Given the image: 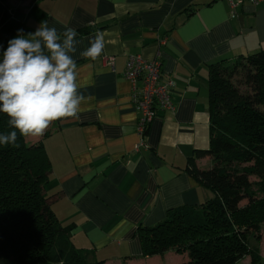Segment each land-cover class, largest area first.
<instances>
[{
    "label": "crops",
    "instance_id": "0c3cea01",
    "mask_svg": "<svg viewBox=\"0 0 264 264\" xmlns=\"http://www.w3.org/2000/svg\"><path fill=\"white\" fill-rule=\"evenodd\" d=\"M36 4L45 13L43 21L60 33L66 26L92 28L76 37L80 43L73 58L79 91L87 98L78 116L53 122L43 139L25 137L27 143L42 139L50 160L45 184L50 208L61 225L71 226L68 237L74 247L87 251L91 259L160 264L171 250L143 257L137 228L157 224L171 208L213 197L186 170L191 158L199 168L210 162L208 156H195L196 150L209 146L207 65L264 48V1L244 0L233 17L225 0ZM39 25L31 20L27 27L34 32ZM97 32L104 37L103 53L95 61L82 58L79 53ZM136 54L159 60L162 78L174 82V109L157 112L138 148V115L129 98L131 85L123 76L128 55ZM108 56L112 65L104 60ZM169 255L168 264L185 260L182 254Z\"/></svg>",
    "mask_w": 264,
    "mask_h": 264
},
{
    "label": "trees",
    "instance_id": "16d2710c",
    "mask_svg": "<svg viewBox=\"0 0 264 264\" xmlns=\"http://www.w3.org/2000/svg\"><path fill=\"white\" fill-rule=\"evenodd\" d=\"M9 1L0 0V58L18 30L31 33L27 21L41 23L45 16L38 0L26 11L10 10ZM91 31L90 26L77 30L80 35ZM207 68L209 146L195 156H208L210 165L199 168L191 158L186 170L214 197L171 208L153 226H138L141 253H186L180 264H240L245 257L248 264H264L259 247L264 227V48ZM8 119L0 113V133L11 130ZM42 139L27 143L18 135L19 147L0 145V264H103L74 247L68 237L71 226L61 225L50 208L45 184L51 163ZM249 177L255 180L247 181Z\"/></svg>",
    "mask_w": 264,
    "mask_h": 264
},
{
    "label": "clouds",
    "instance_id": "9594fccd",
    "mask_svg": "<svg viewBox=\"0 0 264 264\" xmlns=\"http://www.w3.org/2000/svg\"><path fill=\"white\" fill-rule=\"evenodd\" d=\"M75 28L66 26L60 33L42 21L34 32L23 30L8 41L0 58V113L7 115L8 132L0 133V145L19 147L18 135L41 137L50 125L75 118L86 97L79 91ZM105 48L97 32L89 39L82 58L95 61Z\"/></svg>",
    "mask_w": 264,
    "mask_h": 264
},
{
    "label": "built area",
    "instance_id": "2783aa9c",
    "mask_svg": "<svg viewBox=\"0 0 264 264\" xmlns=\"http://www.w3.org/2000/svg\"><path fill=\"white\" fill-rule=\"evenodd\" d=\"M230 8V15H237V8L244 0H225ZM257 4L264 0H248ZM105 62L112 65L113 57L104 58ZM123 76L129 81L131 91L129 98L137 113L136 132L139 143L136 148L144 144L146 130L158 111L173 110L171 89L174 86L172 79L162 78V66L156 58L146 60L140 55H128Z\"/></svg>",
    "mask_w": 264,
    "mask_h": 264
},
{
    "label": "rangeland",
    "instance_id": "374dc122",
    "mask_svg": "<svg viewBox=\"0 0 264 264\" xmlns=\"http://www.w3.org/2000/svg\"><path fill=\"white\" fill-rule=\"evenodd\" d=\"M31 1H32V0H24V1H21V2H20V1H17V0H10V1L8 2V8H9L10 10H12V9H14L15 7H20L21 9H23L24 11H26V10L28 9V7L30 6ZM29 21H31V20H29ZM30 23H31V22H30ZM30 23H29V26H31ZM26 26H28V21H27V23H26ZM209 165H210V162H209ZM206 166H208V165H206ZM206 168H207V167H206ZM246 180H247V181H253V180H255V178H254V177H249V178H247ZM213 197H214V194H213ZM213 197H212V198H213ZM243 204H245V201H242V202L240 203V205H243ZM259 247H260V254H261V257H262V259H264V227L261 228V232H260V240H259ZM169 253H172V255H175V256H180L179 254H176V253H174V252H172V251H168L167 254H165V256H163V257L161 258V263H160V264H165L166 262H167V264H168V263L172 262V259L169 258V257H170ZM181 256L184 257L185 260H187V254H186V253L182 254ZM159 257H160V256H159ZM185 260H184V261H185ZM248 262H249V258H248V257H245L244 259H242V260L240 261V264H248Z\"/></svg>",
    "mask_w": 264,
    "mask_h": 264
}]
</instances>
